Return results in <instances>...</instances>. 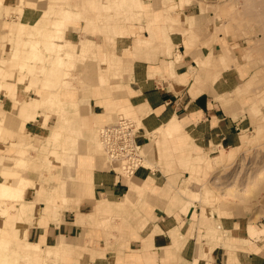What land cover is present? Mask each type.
Wrapping results in <instances>:
<instances>
[{
  "label": "crops",
  "instance_id": "obj_1",
  "mask_svg": "<svg viewBox=\"0 0 264 264\" xmlns=\"http://www.w3.org/2000/svg\"><path fill=\"white\" fill-rule=\"evenodd\" d=\"M3 1L6 9L17 3L16 0ZM29 1L31 4L24 7L21 17L16 14L13 18L15 22L36 26L46 9L40 1ZM218 1L174 0L175 9L170 12L172 21H167L161 6L153 9L152 3L146 0L144 6L152 7L153 23L146 19L142 24H135L134 34L114 40L113 53L123 59L129 70L119 100L125 111L142 122L139 146L145 145L147 135L169 126L186 134L185 138L197 150L214 154L240 149L244 135L256 129L254 118L235 99L250 79L241 44L233 45L229 38L218 36L208 23L212 16L208 10ZM191 22L193 28H190ZM74 32H65L68 41L64 43L75 41ZM138 39L147 43L138 46ZM37 41L41 42L35 38ZM102 48L97 45V54L103 53ZM225 48L233 56L227 68L216 61ZM69 52L67 58L75 54ZM62 54L64 58L65 52ZM200 62L208 66L202 68ZM22 86L18 84L15 97L0 93V110L4 112L0 122L4 119L5 124V131L0 134V160L4 157L0 163V183H12L14 179L10 178L15 175L26 177L33 184L24 195L27 218L16 223V215L12 213L5 223L10 237L7 240L14 250L29 243L41 246L46 254L48 251L60 253L48 258L45 255L46 264H264V200H259L257 209L241 216H209L207 210L201 212L196 206L188 210L174 206L162 195L170 190L169 184H161L162 177L147 167H141L134 175L139 180L129 184L131 177L122 176L114 164L102 169L93 157L83 156L76 172H69L71 182L69 178L61 179L62 183L67 182L65 195L60 190L63 184L58 185L49 174L43 176L32 167H16L14 144L23 142L39 150L42 145L48 150L54 146L55 135L63 130L54 128L50 133L51 116L45 123L40 114H45L48 107L68 103L50 100L51 97H45L41 91L32 101L22 104L28 97ZM53 94L57 95L58 91ZM34 104L38 105V111L32 117ZM92 108L102 109L95 101ZM23 112L27 120L23 116L9 127L10 116L16 114L21 118ZM102 114L95 112V115ZM73 137L75 146L78 137L76 134ZM73 145L65 153H73L71 159H66V166L71 165L76 155ZM29 151L30 163L37 154ZM58 188L60 191L56 190ZM151 191L157 194L152 195ZM141 192L149 193L146 197H137ZM64 196L69 203L63 208ZM48 201L53 204L51 209ZM99 202L112 206L111 211L118 220L122 216H118L117 210L123 208L128 209L130 219L136 220L135 209L139 205H146L147 215L139 218L141 223L129 224L124 243L107 241L104 231L95 226L102 223L103 218L95 221L90 218ZM29 204L32 205L28 210ZM64 246L69 249L72 246L66 255L61 253Z\"/></svg>",
  "mask_w": 264,
  "mask_h": 264
},
{
  "label": "rangeland",
  "instance_id": "obj_2",
  "mask_svg": "<svg viewBox=\"0 0 264 264\" xmlns=\"http://www.w3.org/2000/svg\"><path fill=\"white\" fill-rule=\"evenodd\" d=\"M16 1V6L6 9L4 1L0 0V10H2L0 15V93L15 97L17 86L21 84L22 88L25 86V94L28 96L22 104L32 101L41 91L45 97L50 96V100L68 102L48 107L44 111L45 114H40L44 117L45 123H48L51 116L50 133L54 128L63 130L61 134L55 135L57 141L53 144L54 146L48 150L42 145L39 150L23 142L14 144L16 167H26V169L32 167L36 171L40 170L41 175L49 174V178L54 182L57 180L58 185L62 183L61 179L66 181L68 172H76L78 165L81 166L83 156L93 157L100 168L107 169V165L111 162L106 158L100 144L98 136L100 129L115 123L119 117H122L121 115L132 119L139 129L143 128L140 127L139 118L121 107L119 98L122 94V84L127 81L129 70L123 59L114 55L113 42L118 36L134 34L135 24H142L146 19H149L152 24V7L160 9L161 6V9L166 12L167 21H172L170 12L175 9L172 3L174 0H148L152 3V7L147 8L144 6L146 0H37L41 2L44 9L48 7L54 10L66 9L62 24L63 38L57 36L59 33L54 31L51 33L53 35L51 39L43 36L41 42L37 44L34 43L35 39L32 43L29 38V42H26L18 37L21 34L18 30L21 23L15 22L13 15L20 16L22 13L20 11L31 2ZM208 11L212 15L208 23L214 27L215 33L229 38L233 41V45L241 44L242 59L248 66L250 79L235 95V99L237 103L246 107L254 118L256 129L244 135L240 149L227 151V157L219 160L216 157L222 152L203 153L193 147L185 138L186 134L178 132L175 127L167 126L147 135L145 145L139 147V153L144 158L141 169L150 168L162 177L161 184H169L170 190L162 195L170 199L174 206L180 205L183 210L196 206L195 208L201 209V212L207 210L209 216L215 214L241 216L257 209L259 200H264V0H220ZM10 25L16 26V29H9ZM49 26L51 23L45 26L44 30H47ZM190 26V28L194 27L193 22ZM71 30L75 31L77 36L75 41L64 43L65 40L68 41L65 38V32ZM139 31L144 32V29ZM23 32L28 31L23 30ZM23 32L21 35L24 34ZM50 41H53L54 46L58 44L65 46L61 49L62 53L68 50L75 54L69 58L64 56L62 61L65 63L59 66L55 58L54 46L52 45V51H46V48L51 45ZM144 43L147 41L142 39L137 41L138 46ZM97 45L104 48L102 54H97L95 51ZM48 59L53 62L49 63ZM232 59L231 51L225 48L216 61L223 68H227ZM199 64L202 68L208 66L203 62ZM62 82H67V85L63 86ZM56 90L58 94L54 95ZM92 101H95L96 105L101 106L102 109L92 108ZM95 112L103 114L95 115ZM0 116L4 117V112L1 110ZM23 116L25 117L26 113H21V118L16 114L11 115L12 123L8 126L11 127L16 121L22 120ZM3 121L4 119L0 122V134L5 131ZM75 134L78 138L74 146L72 142ZM140 136L142 137L141 133L139 138ZM72 145L76 149V155L71 160L69 166L71 168H65L66 159H71L73 154L72 151L65 153L72 148ZM29 149L37 154L30 163L28 162L31 158ZM3 158L1 157L0 163H3ZM33 159L36 160L33 161ZM114 165L119 170V167ZM10 179H14L12 183H9L12 185L19 181L32 183L26 177L14 175ZM138 180L134 176L129 184H134ZM62 184L60 190L62 195H65L67 182ZM148 193H138L137 197H146ZM150 193L157 194L154 191ZM3 199L7 203L0 206L4 207H10L14 202H19L12 197ZM67 199L66 196L63 197V208L66 207V203H69ZM47 203L48 208L51 209L52 202ZM31 205H28V210ZM111 207L105 202H99L90 218L94 221L98 217L103 218L102 223L95 226L104 231L107 241L124 243L127 239L124 234L129 230V224L141 223L139 218L146 217L147 207L139 205L138 209H135V215L138 217L136 220L130 219L131 214L126 213L129 211L124 208L122 211L117 210L118 216H122L121 219L118 220L119 217L115 219V213H112ZM13 214L17 216V212ZM109 217L112 219L110 220ZM115 234L119 237L116 238ZM7 238L10 239L9 232L3 225L0 227V254L4 256V264H33L38 256H43L45 260L52 255L56 256V253H50L46 258V253L41 246L29 243L21 244L17 250H14ZM45 262L42 263L46 264Z\"/></svg>",
  "mask_w": 264,
  "mask_h": 264
},
{
  "label": "bare ground",
  "instance_id": "obj_3",
  "mask_svg": "<svg viewBox=\"0 0 264 264\" xmlns=\"http://www.w3.org/2000/svg\"><path fill=\"white\" fill-rule=\"evenodd\" d=\"M55 1H58V0H55ZM60 5H61V3H60ZM20 12H22V10ZM64 14H66V9H61L60 8L58 10H54V9H49V7H48L44 11V15H43L42 19L40 20V22L36 26H27V25H24V24L19 25L20 27H18V30L21 31V34H22L23 30L28 31V32H23L24 33L23 35L20 34L18 36L19 39H21L22 41H26V42H29V39H31V42L33 43L35 38L41 40L43 38V36H45V38L52 37L53 35L51 33L54 32V31L56 33H59L57 36L63 38L62 24L64 23V16H65ZM49 23H51V26L47 27L48 28L47 30H44V27L49 25ZM10 28H11V30L12 29L15 30L16 26L12 25ZM34 43L37 44V43H39V41L34 42ZM49 43L51 44L50 45L51 47L48 46L46 48L47 49L46 51H48V52L52 51V48H53L52 47L53 41H50ZM64 47L65 46L58 44L57 46H54L55 50L53 49L55 51V53H56L55 54L56 57H57L56 60L59 61V63H60L59 65L60 66L62 65V60L61 59H63L62 57L64 55V54H61L63 52L61 49L64 48ZM51 53L52 52H50V55H52ZM59 54H61V55L59 56ZM69 54H70V52L68 50H66L65 51V56L68 57V56H70ZM17 59H18V57H17ZM27 62H28V60H27ZM48 62H53V61H51V59H48ZM37 111H38V105L37 104L32 105V109H31L32 117L34 115H36ZM140 124H141L140 127H143L141 120H140ZM227 154H228L227 151L222 150V154L220 156H217L216 159L222 160L223 158L227 157ZM67 167H69V166L65 165V168H67ZM69 168H71V167H69ZM66 176H67V179H68L69 178L68 176L71 177L72 175H70L69 172H68L66 174ZM9 183H0V198H2V199H0V204H6V201L3 198H7V197L15 198L19 202H23V203H21L18 207H16V205H14V203L11 204L10 207L0 206V227L5 225L6 221L8 219H10V217H12V213L13 212L14 213L17 212L16 223L18 221L24 220V217L26 216V206H27L26 203H24V195H25V192L28 190V188L33 185L32 183H30V182L27 183L26 181H21V182L19 181V182H17L14 185L9 184ZM68 247L64 246L62 248V250H64V251H61V253L65 254V255L68 254L69 253L68 251L71 249L72 246L70 247V249ZM49 254H50V251H48L46 255L49 256ZM56 255H58V253ZM36 258H35L36 261H33V264H43L42 262L45 261V258H43V256H40V257L38 256ZM4 262H5L4 256L2 254H0V264H4Z\"/></svg>",
  "mask_w": 264,
  "mask_h": 264
},
{
  "label": "built area",
  "instance_id": "obj_4",
  "mask_svg": "<svg viewBox=\"0 0 264 264\" xmlns=\"http://www.w3.org/2000/svg\"><path fill=\"white\" fill-rule=\"evenodd\" d=\"M140 131L132 119L124 117L99 131V141L106 158L119 167L124 177H133L143 167L144 158L138 145Z\"/></svg>",
  "mask_w": 264,
  "mask_h": 264
}]
</instances>
